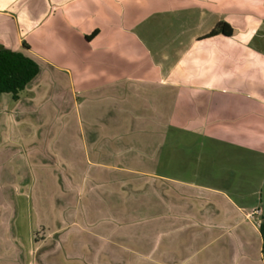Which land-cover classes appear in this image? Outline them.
<instances>
[{
	"label": "crops",
	"instance_id": "obj_1",
	"mask_svg": "<svg viewBox=\"0 0 264 264\" xmlns=\"http://www.w3.org/2000/svg\"><path fill=\"white\" fill-rule=\"evenodd\" d=\"M0 45V264H264V0H0Z\"/></svg>",
	"mask_w": 264,
	"mask_h": 264
},
{
	"label": "trees",
	"instance_id": "obj_2",
	"mask_svg": "<svg viewBox=\"0 0 264 264\" xmlns=\"http://www.w3.org/2000/svg\"><path fill=\"white\" fill-rule=\"evenodd\" d=\"M231 28L226 22H218L210 35H229ZM40 72L38 61L25 51L13 50L0 45V95L10 94L17 100L22 91ZM264 239V219L260 227ZM264 253V243H263Z\"/></svg>",
	"mask_w": 264,
	"mask_h": 264
},
{
	"label": "built area",
	"instance_id": "obj_3",
	"mask_svg": "<svg viewBox=\"0 0 264 264\" xmlns=\"http://www.w3.org/2000/svg\"><path fill=\"white\" fill-rule=\"evenodd\" d=\"M262 215L263 210L261 208L254 209L251 213L248 214V217L256 223L259 227H261L262 224Z\"/></svg>",
	"mask_w": 264,
	"mask_h": 264
},
{
	"label": "rangeland",
	"instance_id": "obj_4",
	"mask_svg": "<svg viewBox=\"0 0 264 264\" xmlns=\"http://www.w3.org/2000/svg\"><path fill=\"white\" fill-rule=\"evenodd\" d=\"M260 115V114H258ZM257 186V183H256ZM259 186V183H258ZM260 193L257 194L256 197L253 198V200H255V202L260 199L261 200V205H264V183L260 186V189H258Z\"/></svg>",
	"mask_w": 264,
	"mask_h": 264
}]
</instances>
